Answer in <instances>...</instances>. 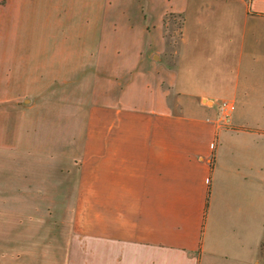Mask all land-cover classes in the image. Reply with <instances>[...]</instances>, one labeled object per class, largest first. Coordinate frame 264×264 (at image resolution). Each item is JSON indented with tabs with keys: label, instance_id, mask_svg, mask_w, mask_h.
<instances>
[{
	"label": "crops",
	"instance_id": "1",
	"mask_svg": "<svg viewBox=\"0 0 264 264\" xmlns=\"http://www.w3.org/2000/svg\"><path fill=\"white\" fill-rule=\"evenodd\" d=\"M27 87H68L64 141ZM263 234L264 0H0V264H257Z\"/></svg>",
	"mask_w": 264,
	"mask_h": 264
},
{
	"label": "rangeland",
	"instance_id": "2",
	"mask_svg": "<svg viewBox=\"0 0 264 264\" xmlns=\"http://www.w3.org/2000/svg\"><path fill=\"white\" fill-rule=\"evenodd\" d=\"M176 21L177 18H168ZM171 24L168 23V26ZM175 35V34H174ZM42 34H24V48H37L41 44ZM51 36L46 41V47L63 46L67 44V34H57L54 41ZM68 87H27L24 88V125L29 135L37 137L44 143L64 141L67 136H59L57 128L63 122L67 126L68 119L53 117L56 111L67 113ZM37 118H33L34 116ZM34 125V126H33ZM31 127V128H30ZM65 137V138H64ZM67 141V140H66ZM257 264H264V253H259Z\"/></svg>",
	"mask_w": 264,
	"mask_h": 264
},
{
	"label": "trees",
	"instance_id": "3",
	"mask_svg": "<svg viewBox=\"0 0 264 264\" xmlns=\"http://www.w3.org/2000/svg\"><path fill=\"white\" fill-rule=\"evenodd\" d=\"M181 22H182V17L180 14H178L177 20L173 21V23L168 28H166L164 32L166 43L171 52H174V50L176 49L178 45ZM259 253H264V234L258 244V255Z\"/></svg>",
	"mask_w": 264,
	"mask_h": 264
}]
</instances>
